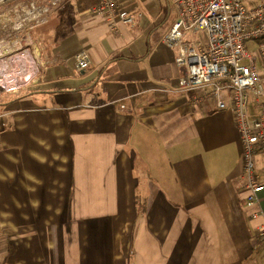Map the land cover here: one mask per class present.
I'll list each match as a JSON object with an SVG mask.
<instances>
[{"label": "crops", "instance_id": "obj_1", "mask_svg": "<svg viewBox=\"0 0 264 264\" xmlns=\"http://www.w3.org/2000/svg\"><path fill=\"white\" fill-rule=\"evenodd\" d=\"M124 10L136 24L113 36L74 2L38 56L18 51L34 35L0 32V76L18 56L28 77L0 103V264H264V192L245 207L231 111L189 105L162 42L168 0ZM254 160L264 185V151Z\"/></svg>", "mask_w": 264, "mask_h": 264}, {"label": "built area", "instance_id": "obj_2", "mask_svg": "<svg viewBox=\"0 0 264 264\" xmlns=\"http://www.w3.org/2000/svg\"><path fill=\"white\" fill-rule=\"evenodd\" d=\"M48 1L49 5L56 6L62 0ZM97 1L88 12L103 19L109 34L117 36L121 25L133 27L136 24V15L124 10L131 0ZM168 1L176 18L162 42L176 50L174 62L185 70V76L179 81L180 88L190 94L188 103L195 109L211 103L217 111H231L240 141L247 190L245 207L252 209L259 205L264 192L254 160L264 151V2L247 9L243 0ZM45 11L33 1L0 0V32H4L6 38L15 33H27L45 23ZM199 32L205 35V44L201 47L192 39ZM23 45L18 51L25 55L38 56L44 49L40 39ZM12 56L9 54L7 59ZM75 60L80 70L89 65L85 52L76 54ZM26 85V79L22 82L0 76L1 95L16 92ZM197 89L201 94L191 95ZM253 102L257 111L251 116L249 105ZM258 216L259 213L254 212L251 217ZM257 236L264 240V224L257 228Z\"/></svg>", "mask_w": 264, "mask_h": 264}, {"label": "rangeland", "instance_id": "obj_3", "mask_svg": "<svg viewBox=\"0 0 264 264\" xmlns=\"http://www.w3.org/2000/svg\"><path fill=\"white\" fill-rule=\"evenodd\" d=\"M24 1H25V3H28L29 1H33L37 6L44 7L46 10L43 14V16H44L43 18L45 19V22H47V23H44V25H41L37 28L30 29L27 32L28 34L34 35L33 41H36L35 38H37V37L41 38V41L44 45L46 43L45 39L50 38L49 33H51V31L54 27H56L55 23H54L57 19L56 17L59 14H62L63 11H66V12L71 11V9L74 7V2H75V0H62L58 5L51 6V5H49L48 0H45L44 2L41 0H24ZM243 1H244V5L247 9H251L253 7H256V5L259 3L256 1H253V2H248L247 0H243ZM58 19H60V18H58ZM43 26H45V27L43 28ZM19 34H21L20 37H22V36L24 37L26 35L25 32H21ZM41 34L43 37L41 36ZM192 39H193V42H195L196 45L198 46L199 44H203L205 42V35L203 32H199L196 36H193ZM250 47H251V49L254 48L253 43H250ZM4 97H5L4 95L3 96L0 95V103L5 102L9 98H11V97H9L6 99ZM6 107H7L6 105L0 104V113H3L5 111Z\"/></svg>", "mask_w": 264, "mask_h": 264}, {"label": "bare ground", "instance_id": "obj_4", "mask_svg": "<svg viewBox=\"0 0 264 264\" xmlns=\"http://www.w3.org/2000/svg\"><path fill=\"white\" fill-rule=\"evenodd\" d=\"M8 47L11 48V51H13L15 49H18L19 45L16 41H13V42H11V46L8 45ZM15 55H18V54H15ZM17 57L18 56H15V58H13L12 65H11V71L9 72L8 75L12 78H15L18 81H22L24 78L28 79V77H26L27 76L26 73H23L21 71L17 72V70L20 68L17 64V62H18ZM28 73H30V71Z\"/></svg>", "mask_w": 264, "mask_h": 264}, {"label": "trees", "instance_id": "obj_5", "mask_svg": "<svg viewBox=\"0 0 264 264\" xmlns=\"http://www.w3.org/2000/svg\"><path fill=\"white\" fill-rule=\"evenodd\" d=\"M97 2V0H75V6L78 13H86L91 7L95 6Z\"/></svg>", "mask_w": 264, "mask_h": 264}]
</instances>
